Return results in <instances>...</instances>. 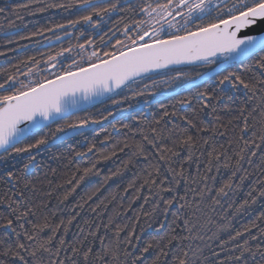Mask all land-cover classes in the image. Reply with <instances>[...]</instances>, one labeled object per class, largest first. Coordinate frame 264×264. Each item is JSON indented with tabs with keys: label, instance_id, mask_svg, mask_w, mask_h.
I'll return each mask as SVG.
<instances>
[{
	"label": "snow or ice",
	"instance_id": "obj_1",
	"mask_svg": "<svg viewBox=\"0 0 264 264\" xmlns=\"http://www.w3.org/2000/svg\"><path fill=\"white\" fill-rule=\"evenodd\" d=\"M33 5L39 7L33 10ZM77 5L87 10V14L69 20L67 25H56L65 30L66 36L69 27L96 28L105 17L123 12L125 15L117 25L123 24L125 40L117 39L112 45L113 51L97 50L92 40H86L76 46L75 56L71 55V47L62 48L55 55L48 54L43 67L40 60L29 57L32 66L27 72L19 73L24 80L15 73H4L5 78L0 82V159L27 154L26 170L35 159L33 149L38 151L63 141L71 133L82 134L80 130L100 123L90 115V106L110 101L113 107L127 104L125 111H135L141 105V98H144L142 103L148 105L150 101L146 97H156L175 84H191L197 89L194 96L176 101L193 107L194 112L193 101L203 111L211 101L238 91L251 93L248 100L255 98L257 103L241 108L236 118L240 121L236 125L239 131L226 143H218L212 136L190 134V129L198 134L206 131L207 126L201 127L187 115L180 119L186 121L188 127L180 129V134L176 135L173 128H168L170 121L165 120L175 117L176 113H169L161 104L165 109L163 115L146 128L122 125L128 132L139 134V140L134 136L129 139L126 133L125 140L114 141L110 151L91 143L85 151L75 153L86 160L88 166L77 167L81 175L75 182L67 181L71 187L64 191L61 203L73 196L86 177L99 175L98 164L111 160L118 152L123 153L127 158L121 159V166L81 196L75 208L87 206L101 215L115 200L112 194L111 199L108 196L99 199L108 180L119 176L129 166L143 165L142 183L137 186L133 180L125 191L135 187L139 192L147 186L154 197L152 211L162 202L165 221L169 210L184 201L172 213L167 225L157 221L166 229L164 235L141 245L135 227L125 232L128 225L115 224L114 239L109 238L105 243L106 237L98 235L100 226L97 225V231L89 235L93 242L99 240L98 248L85 236L70 246L71 256L61 259V253L67 251L64 237L68 225L79 213L71 216L67 223L63 219L53 223L49 215L37 217L32 208L22 210L19 203L13 207L10 201L11 213L0 223V229L8 238L0 237V264H66V261L67 264H264V244L261 243L264 242V212L234 234L229 232L232 220L241 211L264 200V0H124V3L121 0H27L11 11L22 19L23 11L34 15L48 9L67 11ZM0 13H5V8H0ZM116 31H120L118 26ZM24 38L28 37H21ZM103 43L104 37H101ZM64 61L70 62L65 64ZM213 65L210 79H205L206 72H196L193 76L191 71L185 70L186 67ZM197 78L203 82L202 87L195 83ZM112 127L116 129V125ZM112 140L109 134L100 143ZM258 149H261L260 163L256 165L253 158ZM197 151L205 157L203 171ZM193 163H197L196 175H186V166L191 167ZM222 169L230 174L216 186L217 177L211 174L220 173ZM8 178L11 181L13 173L9 172ZM181 180L186 185L190 181L196 187L189 186L184 196L172 195L165 199L162 194L176 192ZM245 186L248 189L245 198L236 204L233 197ZM188 192L193 194L190 201ZM144 200L150 202L148 197ZM114 212L119 215L116 209ZM210 213L216 214L219 220ZM55 215L52 213V217ZM144 215L151 217L150 212ZM136 219L139 221L140 217ZM112 224L113 218L109 217L108 224L103 226L108 229ZM225 232H228L227 240L220 238ZM121 233H125L123 238ZM13 236L15 240L9 242ZM209 241H218L220 251L212 249ZM206 249L211 251L212 258L204 254ZM150 252L154 255L149 261ZM222 252L224 259H220Z\"/></svg>",
	"mask_w": 264,
	"mask_h": 264
},
{
	"label": "trees",
	"instance_id": "obj_2",
	"mask_svg": "<svg viewBox=\"0 0 264 264\" xmlns=\"http://www.w3.org/2000/svg\"><path fill=\"white\" fill-rule=\"evenodd\" d=\"M27 0H0V8H5V13H0V82L5 78L4 73L17 74L20 80H24L23 75H19L20 72H27L30 64L28 58L35 57L41 61L43 67V61L47 59L48 54L55 55L56 52L62 48L73 49L71 55L75 56L78 51L77 45L85 43L86 40H92L97 46V50L102 51H113L112 45L115 44L117 39L125 40L122 35L123 24L117 25V21L125 15L123 12L113 13L110 17H105L103 22L96 28H92L88 25H77L76 28H67L69 35L55 41L57 37L65 35L64 29L56 28L57 24L67 25L69 20L77 19L80 15L87 14V10H83L79 5L74 6L67 11L63 9H48L44 12H36L34 15L29 14L27 11L21 12L22 19L17 18L12 13L11 9L16 5L24 4ZM48 2V0H45ZM56 2H63V0H56ZM124 3V0H121ZM39 7V5H33V10ZM126 7V5H125ZM94 20L98 18L94 17ZM120 28V31H116V27ZM45 29H53V31H46ZM111 29V31H110ZM115 32V35H113ZM33 33H38L33 35ZM107 34V35H105ZM21 37H28L21 39ZM101 37H104V43L101 44ZM111 37V39H109ZM127 42V41H125ZM117 47H119L117 45ZM92 49L89 48V51ZM65 55H69L65 53ZM63 60V57H60ZM79 59V57H76ZM65 64L70 61H64ZM214 66V65H213ZM213 66H205L198 68L186 67V71H191L193 76L196 72H206ZM59 67V65H58ZM231 70V69H230ZM159 79L160 77H156ZM210 79V78H209ZM203 86V82L198 83ZM180 87L175 94H160L156 97H146L149 99V104L144 105L141 99V105L135 111H125L117 115H108L115 108L112 105L106 103H96L90 106V115L100 120L98 124H90L91 126L83 131L82 134L76 133L71 137L50 144L48 147H42L40 150L33 149L32 156L34 160L30 163L28 169H24V165L29 163L27 154H20L19 156H11L7 159H0V223H3V217L9 216L11 208L9 202H12V206L15 207L16 203H19L21 209L25 207L32 208L36 213L37 217L43 215H49L53 220V223H58L59 220L63 219L65 223L67 220L76 215V219L73 220L72 224L68 225V232L65 235L66 240V252H62L60 258L65 259L71 256L70 246L75 245L78 240H82L85 236L88 237V242H93V237L89 235L90 232L97 231V225H99L98 235L105 236V243L108 242L109 238L114 239L115 224L128 225L125 232L135 227L136 234L141 237V245L154 238L164 235L165 228L160 227V222H164L166 225L172 219V213L176 212L180 204L184 201H179L170 210L168 214V220L165 221L164 215L162 214L163 203H160V207L154 212L152 211L153 204L152 200L154 197L149 192L147 186L141 189L139 192L136 188H128L131 181L135 180L136 185L139 186L142 183L144 173L141 172V166L132 167L129 166L123 169L119 176H112L108 180L107 184L101 189L102 195H99V199H103L108 196L111 199L110 194L115 196V200L108 204V208L101 215L96 212H92L89 207L83 209L75 208V202L80 199L86 192L90 191L94 187L100 185L105 176H111L118 167L121 166V159L127 157L123 153H117V156L113 157L109 161H102L97 165L99 169V175L86 177L80 182L79 187L72 197L68 201L61 203L60 198L64 191L71 187L67 183L69 180L79 179L81 175L77 172V167L88 166L86 160H82L80 157L75 155L78 151H85L87 146L91 143H97V146L103 150L110 151L112 143L114 141H124L127 133V137L132 139L133 136L136 140L141 137L139 134H133L124 129L122 125L128 124L130 126L140 125L147 127L155 119H160L165 109L161 108V104L166 106V110L171 113L175 112V117H166L165 120L170 121L168 128H173L176 135L180 134V129L188 127L186 121L181 120L180 117L187 115L193 118L194 122L201 127L207 126V130L201 133H196L194 129H190V134L198 136H212L218 143H226L227 140L232 139L239 129L236 127L240 123L236 118L239 116L241 108H249L255 106L257 100L253 98L248 100V96L244 91H238L224 95L220 100H213L209 103V107L200 110L199 105L196 101H193L196 111H193V107L187 104H177L176 101L183 97H191L196 94L197 89L194 86L185 89L183 85L175 84L171 88L175 89ZM159 101V102H157ZM134 103V102H133ZM213 106L215 111H213ZM127 104L119 106V108H126ZM107 117V119H102ZM202 122V123H201ZM164 121H162V124ZM113 125H116V129H113ZM174 125H178V128H174ZM215 128L217 131L214 133L211 129ZM111 134L113 140L105 144L100 142L104 141L107 135ZM222 134V135H221ZM259 143V141H257ZM264 149V146H262ZM210 150V149H209ZM126 151H129L126 149ZM257 156L253 158L254 164L260 163L261 149L256 150ZM196 156L199 157L200 170L203 171L205 157L200 155V152H196ZM249 167L248 165H245ZM250 171L252 168L249 169ZM13 173V179L9 181L8 173ZM197 172V163H193L191 167L186 166V175L195 176ZM230 173L227 170L222 169L220 173L213 171L211 175L217 177L215 185L219 186L222 180L226 179ZM139 176V178H137ZM209 181V184H212ZM196 187V185L189 183L186 185L181 180L180 186L174 193H163L165 199L170 196H184L188 187ZM247 186L238 191L233 197L236 204H239L245 198L247 192ZM192 193H187V199H192ZM136 197H139L138 199ZM144 197L149 198V203H145ZM99 201L97 200V203ZM47 205L44 208L43 205ZM123 207L120 208L119 206ZM94 206V205H93ZM114 209L119 211V215H116ZM99 211V210H98ZM219 211V209H218ZM145 212H150L151 217L145 216ZM261 212H264V200H258L256 204H252L246 211H241L233 220L232 226L229 232L234 234L235 230L242 228L245 224L250 223L254 220ZM52 213L56 215L52 217ZM216 216L214 213H210ZM140 219L137 221L136 217ZM109 217L113 218V224L105 229L103 225L108 224ZM14 218V217H10ZM32 219V217H29ZM219 220V217L216 216ZM23 223V221H20ZM27 227V225H26ZM125 233H121L123 238ZM211 235V232L208 233ZM0 237L8 239L4 230L0 229ZM221 239L227 240L228 232L221 233ZM15 237H11V241H14ZM87 243V242H86ZM194 243H201L195 241ZM212 245V249L220 251L217 247V242L209 241ZM256 243V242H253ZM264 244V242H261ZM94 247H99V240L93 242ZM2 247V246H0ZM205 255L211 257V251L205 250ZM154 252L147 254L149 261L152 259ZM224 253H221L220 259H224ZM214 259V258H213ZM259 259V257H257ZM67 264V261H66Z\"/></svg>",
	"mask_w": 264,
	"mask_h": 264
},
{
	"label": "water",
	"instance_id": "obj_3",
	"mask_svg": "<svg viewBox=\"0 0 264 264\" xmlns=\"http://www.w3.org/2000/svg\"><path fill=\"white\" fill-rule=\"evenodd\" d=\"M61 38H63V37H60V39H61ZM60 39H56L55 41H58V40H60ZM211 68H215V66H213V67H211ZM211 68H210V69H211ZM210 69L206 71L207 75L205 76V79H209V78L212 77L213 73L210 71ZM201 82H202V81H201L200 79H198V78L195 80V83H196V84L201 83ZM183 86H184L185 89H187V88H190L192 85H191V84H186V85H183ZM179 89H180V87H177V88H175V89L168 90V91H166V92H163V95H165V94H175V93L178 92ZM90 126H91V125H89L88 127H85L84 129L80 130V132L83 131V130H85V129H87V128H89ZM74 134H76V133H71L69 136L65 137V139L68 138V137H71V136L74 135ZM56 142H58V141H56Z\"/></svg>",
	"mask_w": 264,
	"mask_h": 264
},
{
	"label": "rangeland",
	"instance_id": "obj_4",
	"mask_svg": "<svg viewBox=\"0 0 264 264\" xmlns=\"http://www.w3.org/2000/svg\"><path fill=\"white\" fill-rule=\"evenodd\" d=\"M167 90H164L163 92H166ZM162 92V93H163ZM142 99V98H141ZM109 105H111V102L110 101H108L107 102ZM126 108H124V109H122V108H113L112 109V113H113V115L115 114V115H117V114H119V113H123L124 112V110H125Z\"/></svg>",
	"mask_w": 264,
	"mask_h": 264
},
{
	"label": "flooded vegetation",
	"instance_id": "obj_5",
	"mask_svg": "<svg viewBox=\"0 0 264 264\" xmlns=\"http://www.w3.org/2000/svg\"><path fill=\"white\" fill-rule=\"evenodd\" d=\"M61 37H63V38H64V37H66V35H62ZM63 38H61V39H63ZM60 59H61V58H60Z\"/></svg>",
	"mask_w": 264,
	"mask_h": 264
}]
</instances>
